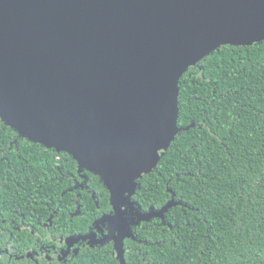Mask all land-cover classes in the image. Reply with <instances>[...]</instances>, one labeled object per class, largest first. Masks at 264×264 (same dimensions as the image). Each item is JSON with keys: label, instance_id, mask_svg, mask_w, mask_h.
I'll return each mask as SVG.
<instances>
[{"label": "water", "instance_id": "95a60500", "mask_svg": "<svg viewBox=\"0 0 264 264\" xmlns=\"http://www.w3.org/2000/svg\"><path fill=\"white\" fill-rule=\"evenodd\" d=\"M263 40L264 0H0V117L101 176L117 213L180 131L183 74Z\"/></svg>", "mask_w": 264, "mask_h": 264}, {"label": "trees", "instance_id": "16d2710c", "mask_svg": "<svg viewBox=\"0 0 264 264\" xmlns=\"http://www.w3.org/2000/svg\"><path fill=\"white\" fill-rule=\"evenodd\" d=\"M178 108V135L131 196L144 213L177 204L132 228L123 261L107 245L71 264H264V40L223 45L189 68ZM110 201L101 176L0 117V264L87 233Z\"/></svg>", "mask_w": 264, "mask_h": 264}, {"label": "flooded vegetation", "instance_id": "af4514ba", "mask_svg": "<svg viewBox=\"0 0 264 264\" xmlns=\"http://www.w3.org/2000/svg\"><path fill=\"white\" fill-rule=\"evenodd\" d=\"M138 213L146 214L131 199L129 201L121 197L119 212L116 213L111 204V210L102 213L87 233L60 237L59 239L52 236L50 239L39 241V244L27 251L25 255L19 257L13 253L10 254V257H15L18 260L23 259L26 261L25 264H71L82 248H103L111 245L113 246V256L119 257L123 261L124 242L127 237H132V228L141 222ZM45 241L48 243L46 244Z\"/></svg>", "mask_w": 264, "mask_h": 264}]
</instances>
